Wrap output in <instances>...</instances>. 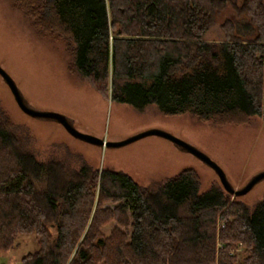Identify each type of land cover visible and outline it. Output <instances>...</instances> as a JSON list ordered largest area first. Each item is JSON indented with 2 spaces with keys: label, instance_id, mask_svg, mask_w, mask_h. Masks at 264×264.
I'll return each mask as SVG.
<instances>
[{
  "label": "trees",
  "instance_id": "obj_1",
  "mask_svg": "<svg viewBox=\"0 0 264 264\" xmlns=\"http://www.w3.org/2000/svg\"><path fill=\"white\" fill-rule=\"evenodd\" d=\"M221 39L206 36L217 13ZM34 33L61 41L66 70L104 100L221 126L264 121V0H10ZM250 29L241 35L236 18ZM34 135L0 103V256L17 264H264V194L247 203L189 166L138 184ZM111 202V207L103 206ZM113 219L107 234L100 227ZM232 248H237L234 251ZM3 262V261H2ZM0 264H8V261Z\"/></svg>",
  "mask_w": 264,
  "mask_h": 264
},
{
  "label": "rangeland",
  "instance_id": "obj_2",
  "mask_svg": "<svg viewBox=\"0 0 264 264\" xmlns=\"http://www.w3.org/2000/svg\"><path fill=\"white\" fill-rule=\"evenodd\" d=\"M233 13L230 6L220 10L206 37L221 39L218 23ZM236 20L237 31L245 36L250 29L246 19L238 16ZM67 58L61 41L38 37L27 18L10 7V0H0V68L28 107L57 114L73 130L107 142L123 140L148 129L168 132L214 161L233 188L264 171V121L260 117L251 116L247 124L216 126L188 113L163 114L155 103L134 106L110 102L101 98L86 81L67 72ZM0 103L14 121L29 127L39 155L45 153L47 142L61 141L79 151L92 166L124 171L141 185L186 166L198 174L201 189L211 181L218 182L211 166L158 134H145L119 145L96 144L75 137L57 119L23 111L1 75ZM263 194L264 177L238 198L251 203ZM115 224L111 219L100 229L107 234ZM14 239L16 244L1 254L0 263L7 260L8 264H17L23 253L36 247L33 234H17Z\"/></svg>",
  "mask_w": 264,
  "mask_h": 264
},
{
  "label": "water",
  "instance_id": "obj_3",
  "mask_svg": "<svg viewBox=\"0 0 264 264\" xmlns=\"http://www.w3.org/2000/svg\"><path fill=\"white\" fill-rule=\"evenodd\" d=\"M0 75L1 77L4 79V81L6 82V84L8 85L15 101L17 102V104L19 105V107L31 114V115H36V116H44V117H51L52 119H57L58 121L62 122L66 128V130L71 133V135L78 137L82 140H85L87 142H92V143H96V144H105V145H119L122 143H126L128 141H131L137 137H140L142 135L145 134H158L161 136H164L166 138H168L169 140H171L172 142H174L175 144L179 145L180 147H182L183 149L192 152L193 154H195L196 156H198L200 159H202L206 164H208L209 166H211L217 175L218 181L221 184V186L223 187L224 190H226L228 193L232 194V195H242L243 193H245L256 181H258L259 179L264 177V171L258 172L257 174L251 176L242 186H240L239 188H233L231 185H229V183L226 181L222 171L220 170V168L218 167V165L212 161L210 158H208L207 156H205L204 154L200 153V151H198L197 149H195L194 147H192L191 145H189L188 143L184 142L183 140L179 139L178 137L171 135L168 132L159 130V129H148V130H144L141 132H138L136 134H133L127 138H124L123 140H118V141H103L99 138H96L92 135L89 134H83L80 133L76 130H73L72 128L68 127L65 124L64 119H62L61 117H59L57 114L54 113H50V112H44V111H38L35 109H32L30 107H28L20 98L17 90L15 89L10 77L0 68Z\"/></svg>",
  "mask_w": 264,
  "mask_h": 264
}]
</instances>
